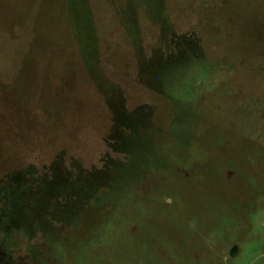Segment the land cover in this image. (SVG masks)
Here are the masks:
<instances>
[{
  "label": "rangeland",
  "instance_id": "obj_1",
  "mask_svg": "<svg viewBox=\"0 0 264 264\" xmlns=\"http://www.w3.org/2000/svg\"><path fill=\"white\" fill-rule=\"evenodd\" d=\"M19 169L4 264H264V0H0Z\"/></svg>",
  "mask_w": 264,
  "mask_h": 264
},
{
  "label": "trees",
  "instance_id": "obj_2",
  "mask_svg": "<svg viewBox=\"0 0 264 264\" xmlns=\"http://www.w3.org/2000/svg\"><path fill=\"white\" fill-rule=\"evenodd\" d=\"M82 57H83L82 62H83L84 68L87 71L86 74L90 78H92L94 82L96 83V85L99 86L100 90L103 91L106 96H108L107 93L110 92V90L107 87L108 85L105 84L103 76L98 72L97 55L93 57L86 53V54H82ZM27 177L28 175L26 171L20 170V169L15 170L13 172H10V173H7L1 176L0 185L24 182V180H27ZM4 263H6L5 255L0 245V264H4Z\"/></svg>",
  "mask_w": 264,
  "mask_h": 264
}]
</instances>
